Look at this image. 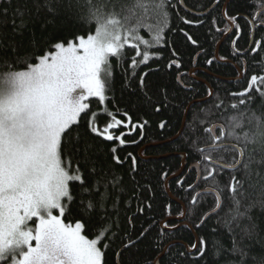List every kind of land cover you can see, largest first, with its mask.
Masks as SVG:
<instances>
[{"label": "trees", "instance_id": "16d2710c", "mask_svg": "<svg viewBox=\"0 0 264 264\" xmlns=\"http://www.w3.org/2000/svg\"><path fill=\"white\" fill-rule=\"evenodd\" d=\"M120 2L122 0H92V5H103L105 11H111L114 5L119 10ZM228 2L183 0V7L180 0H170L169 27L165 29L162 45L150 49L153 58L147 63H140L133 70L129 65L135 49L126 47L121 58L110 57L113 80L107 93L108 99L104 105L95 97L87 100L90 106L88 115L98 113L96 122L101 128L110 121L108 111L116 113L121 120L126 119L123 115L126 112L132 124L144 125L134 130L131 125L127 129H115L117 135L120 132L129 133L124 137V145L93 137L98 150L95 158L111 168L110 175L123 178L117 188L109 189L111 196L106 202L107 216L99 208L85 215L80 210L79 196L65 214V222L81 218L88 220L86 234L89 238L98 234L101 227L111 225L108 238L102 242L109 244L105 264H155L158 258L160 264H226V260H238V255L229 256L222 252L217 257L214 245L219 241L230 249L233 238L248 253L246 264H257V260L264 257V164L259 163L264 160V149L259 145H248L244 159L245 162L252 160L249 174L243 168L236 172L220 170L214 179L205 181L201 178L198 186L189 188L197 182V170H189L200 160L196 146L210 142L204 128L211 124L226 125L228 117L244 113L243 128L237 130L242 135L244 131L255 130L253 113L264 119V98L255 90L249 93L253 98L251 103L240 105L237 109L230 107L231 104H238L240 99L232 93L243 91L253 74L264 75V15L254 21L253 40L249 22L254 14L260 12L264 0ZM46 3L54 11H49ZM88 7L87 0H0V72L8 71L9 63L17 70L23 69L22 58H29L30 62L35 63L33 57L44 54L56 42L94 33L96 25L88 23ZM224 9L229 17H241L236 20L233 32L220 45V60H217L218 44L231 29L225 20ZM205 12L203 16L196 14ZM185 19L192 23H184ZM213 19L216 20L215 25ZM22 22L25 26L21 28ZM185 33L197 43L192 44ZM140 35L149 38L147 31L141 30ZM256 42H260L257 53L249 50L246 54H240L250 46L256 47ZM173 50L178 56L172 55ZM173 59L179 60V69L168 67ZM209 60L211 63H208ZM194 69L197 72L192 76L190 72ZM239 71H242L241 80L236 81ZM142 76L143 86L140 83ZM177 76L181 77L179 82ZM210 89L214 91L213 96L195 104L208 98ZM221 101L223 105L217 108ZM86 120L87 117L82 114L79 125L73 126L72 139L77 133L81 136L86 133ZM161 124L164 126L161 127ZM223 142L237 143L232 138H226ZM112 147H117L116 155L123 161L122 164L112 161ZM71 149V144L65 145V151L69 154ZM181 155L185 156L186 167L179 177L171 179L183 166ZM234 156L236 153L231 151L213 153V159L226 164L232 163ZM132 157L136 160L135 171L132 170ZM200 170L201 176L207 174L203 163ZM232 175L244 182V196H238L241 200L240 210L251 207L246 216L231 222L230 233L225 222L231 220L228 213L233 207L227 189ZM212 188L223 189L219 193L222 207L201 224L205 214L213 211L216 195L200 196L195 205L191 201L202 190ZM73 191L75 193L77 189ZM182 204L186 206V219L180 223L176 219L181 218ZM164 222L166 228L162 227ZM198 224L200 227H197ZM141 232H144L143 236ZM197 237H203L207 242L204 258H198L195 251H186V247H190ZM129 240L135 243L123 250L117 260L116 253ZM253 257L257 260H253Z\"/></svg>", "mask_w": 264, "mask_h": 264}, {"label": "snow or ice", "instance_id": "6c2138e0", "mask_svg": "<svg viewBox=\"0 0 264 264\" xmlns=\"http://www.w3.org/2000/svg\"><path fill=\"white\" fill-rule=\"evenodd\" d=\"M169 3L170 0H122L119 10L114 5L111 11H105L103 5L96 7L92 5V0H87V19L89 24L95 23L94 33L56 42L44 54L33 57L35 63L29 58H22L23 69L17 70L9 63L8 71L0 72V264H105L109 244L102 242L108 238L111 225L101 227L98 234L89 238L86 234L89 221L81 218L65 222V214L79 196L80 210L85 215L99 208L107 216L106 202L111 196L109 189L117 188L123 178L110 175L111 168L95 158L98 150L93 137L124 145V137L129 133L120 132L117 135L114 130L121 127L127 129L129 125L134 130L144 125L132 124L126 112L123 113L126 119L121 120L116 113L108 111L110 121L101 128L96 122L98 113L88 115L90 106L86 101L95 97L104 105L108 99L107 93L113 80L110 57L119 59L126 47L135 49L129 65L133 70L153 58L150 49L162 45L165 29L169 27ZM46 6L49 11H54L49 4L46 3ZM20 15L23 16V13ZM259 15H264V5H261L258 14H254L251 23ZM224 17L230 24L236 23L237 18L229 17L227 12ZM184 23L191 24L192 21L185 19ZM212 23L215 25L216 20L213 19ZM13 24L15 27V21ZM24 26L22 22L20 27ZM141 30L148 32V39L140 35ZM185 36L192 44L197 43L187 33ZM259 48L260 42H256V47L250 51L257 53ZM172 55L175 57L178 53L173 50ZM173 66L177 69L181 67L178 59L169 62L168 67ZM180 80L181 77L177 76V81ZM143 82L142 76L141 86ZM253 90L264 98V75L253 74L243 91L232 93L240 99L238 104H231L230 107L237 109L240 105L251 103L253 98L249 93ZM222 105L223 101L216 107ZM82 114L87 117L86 133L83 136L77 133L72 139L73 126L79 125ZM244 115L240 113L239 116L228 117L226 125L211 124L204 128L210 142L196 146L200 157L196 168L199 169L203 163L207 174L201 178L205 181L214 179L220 170L236 172L243 168L246 174L250 173L252 160L245 162V153L249 144L264 149V119L253 113L255 130L244 131L241 135L237 130L243 128ZM226 138L235 139L237 143L225 144L223 141ZM66 144L72 145L71 154L65 151ZM221 151L236 153L232 163L213 159V153ZM110 152L115 164L123 163L116 155L117 147H112ZM259 163L264 164V160ZM135 165V157H132L133 171ZM74 188L77 189L75 193ZM243 188L244 182L232 175L227 189L233 207L228 213L231 220L225 222L230 233L231 222L246 216L251 207L240 210L238 196H244ZM222 191L212 188L193 196L191 203L195 205L200 196L216 195L213 212L206 213L201 224L222 207L219 194ZM252 227L254 229L255 225ZM140 235L143 236L144 232ZM134 243L129 240L124 244L116 253L117 260L123 250ZM214 247L217 257L222 252L229 256L238 255V260L229 259L226 264H246L248 253L238 246L235 238L230 249L219 241ZM193 250L198 258L205 257L207 242L203 237H197L190 247H186V251ZM253 260L257 258L253 257ZM257 264H264V257L259 258Z\"/></svg>", "mask_w": 264, "mask_h": 264}, {"label": "water", "instance_id": "95a60500", "mask_svg": "<svg viewBox=\"0 0 264 264\" xmlns=\"http://www.w3.org/2000/svg\"><path fill=\"white\" fill-rule=\"evenodd\" d=\"M180 3H181V5L183 6V7H185V4L183 3V0H180ZM228 3H230V0H229V2ZM227 3V4H228ZM226 7H227V5L225 6V9H226ZM225 9H224V12H225ZM261 11V10H260ZM259 13V12H258ZM257 13V14H258ZM197 15H199V16H203V15H205L206 14V12L203 14V13H196ZM260 16V15H259ZM259 16H258V18H259ZM241 16H239V17H237V19L236 20H238L239 18H240ZM258 18L257 19H255V21L256 20H258ZM253 20H249V22L251 23ZM227 23H229V22H227ZM230 24V23H229ZM251 25H252V40H253V37H254V31H255V28H256V26H255V22L254 23H251ZM230 26H231V29H230V31H228V33L227 34H225L226 36L224 37V39L218 44V48H217V51H216V54H215V57H216V59L218 60H220V57H219V48H220V45L226 40V38L228 37V35H230V33H232L233 32V30H234V24H230ZM252 45V44H251ZM251 49V46L249 47V49L248 50H246V51H244V52H241L240 54H246L249 50ZM228 64H230L231 62H227ZM197 70V69H196ZM196 70H192V72H191V74H194L195 72H196ZM239 76L240 77H238V78H236L235 80L236 81H239V80H241V76H242V71H239ZM210 91H211V95H209V97L208 98H206V99H204V100H198V102H195V104H198V103H200V102H205V101H207V100H209L212 96H213V94H214V91H212L211 89H210ZM181 157H182V159H184V161H183V166H182V168L179 170V173L177 174V175H175V176H173L171 179H175V178H177V177H179V175L184 171V169H185V167H186V159H185V156L184 155H181ZM192 169H195V170H197V172L199 173V175L197 176V182L194 184V186H193V188L194 187H196L198 184H199V182H200V179H201V170H200V168L199 169H197L196 168V165H192L191 167H190V169L189 170H192ZM231 171V170H230ZM168 184V183H167ZM192 189V188H191ZM208 190H210V189H205V190H202L201 192H205V191H208ZM200 192V193H201ZM210 194H212V193H210ZM182 206H183V213H185V215L184 216H181V218H177L176 220L178 221V222H184L185 221V219H186V206L184 205V204H182ZM210 213H212V212H210ZM213 215V214H212ZM212 215H210V216H212ZM209 216V217H210ZM208 217V218H209ZM164 225H165V222L162 224V227H164ZM184 225H186V226H188L187 224H185L184 223ZM192 230H193V228H191ZM194 231V230H193ZM185 245V244H184ZM171 245H169L168 247H166V251L168 250V248L170 247ZM194 252V250L193 251H191V253H193ZM160 258H158L157 260H156V262H155V264H160Z\"/></svg>", "mask_w": 264, "mask_h": 264}, {"label": "bare ground", "instance_id": "6f19581e", "mask_svg": "<svg viewBox=\"0 0 264 264\" xmlns=\"http://www.w3.org/2000/svg\"><path fill=\"white\" fill-rule=\"evenodd\" d=\"M255 26H256V25H255ZM251 40H252V39H251ZM194 70H196V69H194ZM191 72H192V71H191ZM191 72H190V74H191ZM196 72H197V70H196ZM196 72H195V73H196ZM191 75L193 76L194 74H191ZM239 77H240V76H239ZM212 212H213V211H212Z\"/></svg>", "mask_w": 264, "mask_h": 264}, {"label": "rangeland", "instance_id": "374dc122", "mask_svg": "<svg viewBox=\"0 0 264 264\" xmlns=\"http://www.w3.org/2000/svg\"><path fill=\"white\" fill-rule=\"evenodd\" d=\"M90 98H92V97H90ZM90 98H89V99H90ZM86 102H87V101H86ZM54 214H57V213L54 211Z\"/></svg>", "mask_w": 264, "mask_h": 264}, {"label": "flooded vegetation", "instance_id": "af4514ba", "mask_svg": "<svg viewBox=\"0 0 264 264\" xmlns=\"http://www.w3.org/2000/svg\"><path fill=\"white\" fill-rule=\"evenodd\" d=\"M195 74V73H194ZM194 76V75H193ZM224 143V142H223ZM226 144V143H225Z\"/></svg>", "mask_w": 264, "mask_h": 264}]
</instances>
